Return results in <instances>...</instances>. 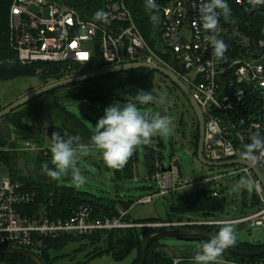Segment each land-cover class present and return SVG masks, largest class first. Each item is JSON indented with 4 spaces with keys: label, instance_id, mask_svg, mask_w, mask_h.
Instances as JSON below:
<instances>
[{
    "label": "built area",
    "instance_id": "obj_1",
    "mask_svg": "<svg viewBox=\"0 0 264 264\" xmlns=\"http://www.w3.org/2000/svg\"><path fill=\"white\" fill-rule=\"evenodd\" d=\"M156 3L160 23L151 22L148 32L144 33L134 10L135 0H103V9L109 14L107 23L94 20L68 0H13L10 45L22 64H64L66 75L62 79L98 70L90 67L94 63H101L99 69L132 63L164 68L184 82L203 111L205 158L212 162L241 159L239 152L250 143V135L257 130L255 125L260 126L264 137V39L251 41L241 31L230 32L221 17L218 38L228 47L225 59L216 61L212 46L205 39L210 33L204 31L193 0H156ZM238 3L242 4L243 0ZM76 63L81 69H74ZM41 149L30 139L20 143L11 138L0 144V152ZM156 166L158 169L146 176L154 190L137 203H150L155 197L210 183L218 188L213 192L218 196L219 180L237 173L246 174L254 181L259 206L256 212L231 220L210 217L137 224L124 220L127 210H120L115 216H96L89 205L80 206L70 218L52 219L42 206L30 210L36 204L37 193L24 190V183L8 174L0 179V247L38 252L47 238L134 226L200 228L220 227L224 222L264 225V186L251 167L234 165L231 172L199 180L185 178L176 161L170 164V170H163L168 167L163 162H157ZM256 167L264 177V162ZM222 260L224 264H247Z\"/></svg>",
    "mask_w": 264,
    "mask_h": 264
},
{
    "label": "trees",
    "instance_id": "obj_2",
    "mask_svg": "<svg viewBox=\"0 0 264 264\" xmlns=\"http://www.w3.org/2000/svg\"><path fill=\"white\" fill-rule=\"evenodd\" d=\"M13 0H0V80H10L18 76L38 74L42 80L41 85L48 84L54 80L62 79L66 74L63 72L64 64L62 63H33L22 64L19 60L18 53L11 47L9 41V18L10 10ZM69 3L79 9L81 12L94 17L98 10L103 9V0H68ZM232 10V16L235 23H227L230 32L241 31L251 41L264 39V5H258L253 8L248 0H243L242 4L238 0H226ZM135 12L139 17V27L144 33L148 32L151 25L149 18L150 13L145 10V0H135ZM74 69H81L79 64H74ZM91 68L101 67V63L91 64ZM41 70V71H40ZM154 72L149 69H134L119 73L102 76L94 80L77 83L67 87L59 88L51 91L45 95L51 97L50 102V123L49 126L43 130V134L38 132L32 138L37 145L43 147L35 154L31 151H1L0 161L4 163L8 170V174L14 180H19L24 183V190L36 192V204L31 205L30 210H38L41 206L44 207L52 219L70 218L73 212L82 205H89L93 208L96 216H115L120 213V210L129 211L134 204L133 199L122 200L105 199L104 197H97L94 193L77 190L73 186L60 184L57 179H52L42 172L41 166L47 162L49 167L51 164L50 146L44 145L45 132L48 133L51 141L53 132L59 133L61 136L67 138L68 136H79L80 142L84 146L91 145V136L94 131H91L86 124L81 122L78 117L69 111L66 106L60 103L62 97H78L90 101L92 104H98L99 108H95L94 113L90 116V120L94 126L98 119L104 114V109L112 103H120L121 105L132 100L136 93L140 90L149 91L154 95L164 93L162 84H172L170 95L175 101L179 97L175 94L179 88L174 85L167 77ZM160 80H159V79ZM165 80V81H163ZM77 88V90H75ZM71 89V90H69ZM169 96L166 94V102L168 104ZM163 105V104H161ZM5 106L0 102V110ZM138 106V105H137ZM149 110L141 112H148L150 108L157 107L158 104H148ZM8 116L0 120V144L5 143L7 136L11 135V130L8 124ZM173 121L178 123V132L181 134V144H190L195 156L199 148L200 127L198 120L196 121V128L192 131L190 140L186 137V131L182 128L185 124L184 118L178 115H170ZM45 123V121H44ZM3 124V125H2ZM4 131V132H3ZM6 136V137H5ZM174 133L170 136L173 140ZM176 138V137H175ZM17 141H19L17 139ZM190 141V142H189ZM52 143V141H51ZM92 146V145H91ZM46 147V148H44ZM165 148V136H155L149 145L144 146L145 167L147 174H153L158 167L157 162H162L164 158L163 150ZM138 150V149H137ZM138 151L134 153L132 158L128 161L124 168L115 170L118 177H124L125 168H134L135 162L138 160ZM29 161L36 170L24 171L19 165L22 159ZM180 166L179 162L176 161ZM97 164V163H96ZM101 167V166H100ZM102 160V168H106ZM71 178V174L68 178ZM150 192L154 190V186L147 187ZM218 188L210 183L207 186H202L197 189H192L185 194L183 200L186 205V211L195 213L200 218L219 217L225 211L227 205V196L224 193L223 186H220V194L214 196L213 192ZM178 192V191H177ZM177 192H172L173 195ZM247 192H244L246 196ZM167 196V195H166ZM255 205L258 207L259 202L254 194ZM244 205H247L245 202ZM254 205V204H253ZM27 208V207H25ZM29 212V211H28ZM125 221L130 223H158V222H174L182 221L178 217L174 219L166 210L165 215H159L148 219H134L128 213ZM192 220V219H188ZM213 234L219 231L217 226H200ZM167 229L166 227L153 226H134L129 228H118L112 230L98 229L92 233L85 235H70L64 234L58 238H47L45 245L38 251L39 255L44 260L45 264H61V262L68 256L64 249L71 243L80 242V245L89 244L92 250L87 253V261L100 256L102 254H110L114 259L122 261L131 256V261L128 264H139L142 257L144 242L153 234ZM207 241L202 239L200 242L192 244L193 248L173 249L171 255L166 248H170L169 244L163 243V240L153 242L149 248L148 258L145 264H175L176 258H185L177 264H189L193 260V256L197 251V245ZM233 249H238L242 252H254L264 248V241H241L237 238V243ZM77 248L75 251H78ZM190 249L192 251H190ZM222 259L236 261L247 264H260L264 262V255L259 257H244L233 253L224 252ZM86 261V262H87ZM0 264H36L33 260L20 255H0Z\"/></svg>",
    "mask_w": 264,
    "mask_h": 264
},
{
    "label": "rangeland",
    "instance_id": "obj_3",
    "mask_svg": "<svg viewBox=\"0 0 264 264\" xmlns=\"http://www.w3.org/2000/svg\"><path fill=\"white\" fill-rule=\"evenodd\" d=\"M157 76H159V74H157ZM41 82L42 80L38 74L18 76L10 80H0V102L6 105L13 101L12 99H15V97L20 93L26 91L27 89H31L32 86L40 85ZM165 83L166 82L162 84V87L163 91L167 94V96H169L168 104H158L157 107L152 106L150 111L154 114L158 113L161 116L167 115L171 117L170 115L173 114L178 115L182 111H185V104L180 98L176 101L172 99L170 95L172 84ZM75 90H77V88ZM180 93V90H177L175 94L177 95ZM48 96L49 95H44V98H48ZM60 103L66 106L69 111L74 113L91 131H95V126L90 120V116L94 113L95 108H99L98 104L94 105L86 99L70 96L62 97L60 99ZM34 104L35 101H32L18 109L21 110L22 115H28L29 110L34 111ZM48 105L49 104H47V106ZM41 109L43 113H45L44 115L48 116L49 106L41 107ZM49 123V121L45 122L44 129L49 126ZM173 126L174 133L176 134L175 129L178 127L177 121H173ZM3 127L1 126L0 128ZM182 128L186 131V137L190 138L192 133L190 126L185 123ZM177 133L179 132L177 131ZM36 135H34V137ZM6 139L11 140V136H7ZM26 139L27 138L24 136H19L18 142L23 143ZM44 140L45 146L48 147L51 145L50 137L47 132H45ZM180 141L181 139L174 137L172 140L170 136H165V148L163 150L164 158L162 162L166 166H169L171 163L178 161L185 178L203 180L205 177H212L234 170L233 166L211 168L202 164L195 156L189 144L184 145L181 144ZM137 151L138 160L135 162V177H118L115 169L107 171L106 168H102L103 159L99 150L95 149L91 145H86L82 150V154L77 157V166L80 168L83 176L85 177L84 184L77 185L73 183L72 179L70 177L68 178L70 174L66 177L58 179V182L60 184L73 186L80 191L94 193L97 197H104L105 199H118V197L122 200L133 199L134 204L130 208L129 213L134 219L154 218L159 215H165L167 210L170 216L174 219L180 217L185 220H201L202 218L195 213L186 211V205L183 198L186 193L192 189L200 188L202 185H196L194 187L178 191L173 195L155 197L154 201L150 203H137L138 199L150 193V190L147 187L153 186V183L146 179L147 170L145 167L144 146L138 148ZM31 152L34 154L36 153V151ZM25 159L26 158L19 162L20 167L24 169V171L36 170L34 165L29 163V161H24ZM7 175V168L4 163L0 161V179ZM245 178H248L246 174L236 173L227 175L219 180V184L220 186H223L224 193L227 196V205L225 211L220 214V218L231 220L256 212L257 206L254 201V187L253 185L250 187H244L241 184V181ZM245 191L247 192L246 196L243 195ZM245 202L247 205H244ZM232 227L235 230L236 237L241 241H264V225L254 226L251 223H247L233 224ZM167 242L170 248H166V251H168L171 255H173V253L170 249L174 247L186 249L189 246L193 248L192 244L187 246L186 243H181L175 240H168ZM79 243L80 242L71 243L64 249V251L68 253V256L61 262V264H128L131 261V256L122 261H118L107 253L87 261L86 255L92 250V248L89 244L80 245ZM77 248L80 249L75 251ZM192 250L190 249V251ZM183 259L185 258H176L175 264ZM189 264H194V261L190 260Z\"/></svg>",
    "mask_w": 264,
    "mask_h": 264
},
{
    "label": "clouds",
    "instance_id": "obj_4",
    "mask_svg": "<svg viewBox=\"0 0 264 264\" xmlns=\"http://www.w3.org/2000/svg\"><path fill=\"white\" fill-rule=\"evenodd\" d=\"M255 8L264 5V0H248ZM193 6L198 9L200 22L205 32L210 33L205 39L211 44L213 58L216 61L225 59L227 44L218 38L220 33V18L227 23H235L232 10L226 0H193ZM145 10L150 13L153 24H159V6L156 0H145ZM108 13L98 10L94 14V20L107 23ZM166 94L154 95L149 91L140 90L132 100L121 105L112 103L104 109L103 116L95 124V131L91 136V145L99 150L104 164L115 170L125 167L134 153L141 146L149 145L155 136H171L174 132L171 117L160 114L141 112L137 105L164 104ZM257 130L249 137L250 143L243 146L239 152L241 159L253 166L264 162V137L261 136L259 125L254 126ZM51 164L43 163L41 170L52 179H61L71 174L73 183L82 185L85 182L80 168L77 166V157L82 154L84 145L79 136L65 138L57 132L51 135ZM244 187L254 184L251 178L241 181ZM237 237L232 225L224 222L219 231L205 242L197 245V251L193 256L194 264H224L223 253L234 247Z\"/></svg>",
    "mask_w": 264,
    "mask_h": 264
},
{
    "label": "water",
    "instance_id": "obj_5",
    "mask_svg": "<svg viewBox=\"0 0 264 264\" xmlns=\"http://www.w3.org/2000/svg\"><path fill=\"white\" fill-rule=\"evenodd\" d=\"M175 68L182 72V69L177 64H174ZM149 69L154 72H157L161 75H164L167 77L174 85H176L179 90L184 94L187 101L189 102L190 106L192 107L197 120L199 122L200 127V138H199V148L197 151V158L198 160L211 168L215 167H228V166H234V165H246L252 168V170L255 172V174L258 176V178L261 180L264 186V177L260 170L256 167L251 165L250 163L246 162L243 159H237V160H228V161H221V162H212L205 158L204 156V144H205V117L203 114V111L200 107V105L197 103L195 98L193 97L192 93L188 89V87L180 80V78L164 68H161L159 66L147 64V63H132V64H125V65H119L114 66L110 68H104V69H98L93 70L90 72H85L79 75H76L71 78L61 79L52 81L48 84L41 85L34 90L30 91L29 93L23 95L22 97L14 100L13 102L6 104L3 106V108L0 110V120L12 112H14L16 109L29 104L30 102L36 100L37 98H40L44 96L45 94L57 90L59 88L67 87L70 85H74L77 83H82L90 80H94L96 78L107 76L114 73L134 70V69ZM139 110L148 111L149 106L147 105H138ZM44 121L38 122V132L40 134H43L44 130ZM170 170L171 166L169 165L167 168H164L163 170ZM107 171H110L111 169L106 167ZM134 168H125L124 169V177H134ZM214 235L213 233L199 228V227H177V228H168L163 231L157 232L153 235H151L143 245V252L141 261L139 264H145L148 258L149 248L153 244V242L157 240H163V243L168 244V240H175L181 243L186 244H195L200 242L202 239L209 240L211 236ZM173 249H179L178 247H174ZM225 252L233 253L239 256L244 257H259L264 255V248L254 251V252H242L238 249L229 248ZM0 255H20L27 257L31 260H33L36 264H45L42 257L39 255L38 252L28 249H22V248H14V247H0Z\"/></svg>",
    "mask_w": 264,
    "mask_h": 264
},
{
    "label": "crops",
    "instance_id": "obj_6",
    "mask_svg": "<svg viewBox=\"0 0 264 264\" xmlns=\"http://www.w3.org/2000/svg\"><path fill=\"white\" fill-rule=\"evenodd\" d=\"M39 86H41V84L36 85V86H32L31 89H27L26 91L20 93L19 95H17L15 97V99H12V100L14 101V100L22 97L23 95L29 93L30 91L34 90L35 88H37ZM13 101H11V102H13ZM34 101H35V104L33 106L34 111L29 110L28 115H22L21 110L16 109L15 110L16 112L14 111L15 114H14V112H12L10 117H8V124H9L10 130H11V135H10L11 138L19 139V136H24L25 138H32L37 133V123L39 120H43L45 122L50 121L51 97L48 96V98H44V96H42L41 98H37ZM47 104H49L48 105L49 106L48 116H45L44 115L45 113H43L41 107H48ZM6 141H7V139H5L4 142H6Z\"/></svg>",
    "mask_w": 264,
    "mask_h": 264
},
{
    "label": "flooded vegetation",
    "instance_id": "obj_7",
    "mask_svg": "<svg viewBox=\"0 0 264 264\" xmlns=\"http://www.w3.org/2000/svg\"><path fill=\"white\" fill-rule=\"evenodd\" d=\"M178 97L181 100H183L185 107H186L185 111H182L180 114H178V117L184 118L185 123L187 125H189L191 130L194 132V130L196 128L197 117H196L192 107L190 106L189 102L187 101L186 97L184 96V94H182V92H181L180 94H178ZM177 125H178V123H177ZM177 131H178V127H177V129H175L176 134L174 132L173 133H174L176 138L180 139L181 134L179 135V133H177ZM189 140H190V138H189ZM189 146H190V144H189Z\"/></svg>",
    "mask_w": 264,
    "mask_h": 264
}]
</instances>
